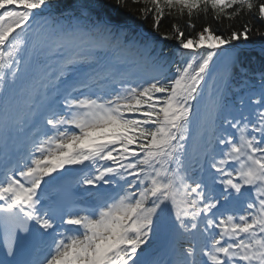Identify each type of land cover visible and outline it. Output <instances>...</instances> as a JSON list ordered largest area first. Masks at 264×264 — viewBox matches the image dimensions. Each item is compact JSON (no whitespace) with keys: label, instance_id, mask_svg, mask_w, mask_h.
Returning a JSON list of instances; mask_svg holds the SVG:
<instances>
[{"label":"snow or ice","instance_id":"6c2138e0","mask_svg":"<svg viewBox=\"0 0 264 264\" xmlns=\"http://www.w3.org/2000/svg\"><path fill=\"white\" fill-rule=\"evenodd\" d=\"M0 264H264V0H0Z\"/></svg>","mask_w":264,"mask_h":264}]
</instances>
